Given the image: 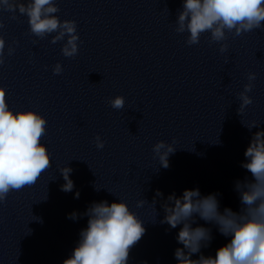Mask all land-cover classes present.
<instances>
[{"label":"clouds","instance_id":"clouds-1","mask_svg":"<svg viewBox=\"0 0 264 264\" xmlns=\"http://www.w3.org/2000/svg\"><path fill=\"white\" fill-rule=\"evenodd\" d=\"M0 9L11 13L26 15L30 32L43 39L53 33L50 43L64 41L62 55L71 58L78 54L79 35L74 20L61 21L56 13L59 8L56 0H0ZM169 12V10H168ZM178 34L188 33L186 44L200 43L203 33H210V41L220 43V52L228 49L226 32L240 36L243 33L260 29L264 24V0H184L182 10H178L175 21ZM0 28L3 24L0 23ZM5 40L0 36V65L5 62ZM15 49L8 47L11 56ZM63 71L60 63L53 67V74ZM249 83L239 93L238 113L253 103L248 95L252 91L255 73L248 74ZM113 109L121 110L125 98L116 96L109 100ZM250 131L259 124L252 121L242 122ZM47 120L33 110L14 112L9 108L6 90L0 86V203L6 201L12 191H20L34 185L41 174L51 167V157L41 139L46 133ZM218 142V141H216ZM97 149L104 148V141L95 137ZM176 151L173 143L163 140L153 146L161 167H169V156ZM244 156L248 162L241 167L251 173L243 181L237 180L234 190L239 194L241 209L234 212L225 207L220 210L219 193L202 195L199 188L186 189L182 196L175 193L167 197L161 206L165 212L161 224H168L175 229L181 226L176 240L183 247L176 248L174 257L178 264H264V131H257L251 138ZM65 183L64 192H71L74 182L70 179L72 169L60 170ZM96 191L98 188L94 185ZM163 197L157 190L151 204L156 209V198ZM79 198V192L75 194ZM47 199V197L45 198ZM146 199L138 200L136 207H142ZM149 203V202H148ZM157 212V211H156ZM158 215V213H157ZM88 217L87 227L79 233L80 239L71 256L63 264H128L131 249L145 234L143 221L130 210L128 204L107 201L93 202L84 213H70L68 218L77 220ZM197 218L214 225L219 233L230 237V242L217 249L215 257L205 256L202 248L209 246L212 230L204 226L193 227ZM198 259H192L198 254Z\"/></svg>","mask_w":264,"mask_h":264}]
</instances>
